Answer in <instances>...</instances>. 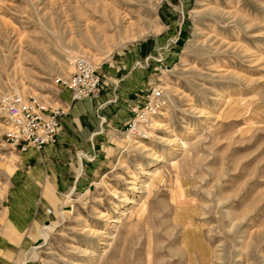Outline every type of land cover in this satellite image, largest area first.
Returning <instances> with one entry per match:
<instances>
[{
	"label": "rangeland",
	"instance_id": "374dc122",
	"mask_svg": "<svg viewBox=\"0 0 264 264\" xmlns=\"http://www.w3.org/2000/svg\"><path fill=\"white\" fill-rule=\"evenodd\" d=\"M77 57L162 114L38 209L1 100L50 103ZM0 264H264V0H0Z\"/></svg>",
	"mask_w": 264,
	"mask_h": 264
},
{
	"label": "crops",
	"instance_id": "0c3cea01",
	"mask_svg": "<svg viewBox=\"0 0 264 264\" xmlns=\"http://www.w3.org/2000/svg\"><path fill=\"white\" fill-rule=\"evenodd\" d=\"M117 71L104 67L99 71L104 84L101 93L78 102H70L69 92L59 88L50 105L67 111L60 120L57 143L18 153L29 198L38 197V209L43 204L57 206V196L76 189L105 166V144L126 122L137 92L131 77L118 76ZM42 213L40 208L36 218Z\"/></svg>",
	"mask_w": 264,
	"mask_h": 264
},
{
	"label": "built area",
	"instance_id": "2783aa9c",
	"mask_svg": "<svg viewBox=\"0 0 264 264\" xmlns=\"http://www.w3.org/2000/svg\"><path fill=\"white\" fill-rule=\"evenodd\" d=\"M72 73L66 79H57L59 88L69 92L70 102L95 97L102 91L99 66L85 57L75 58ZM161 93L153 90L142 104L129 107L125 131L142 139L147 135L161 113ZM5 117L4 140L18 153L32 149L40 151L46 146L55 145L60 132V120L67 108L53 107L33 95L14 92L2 97ZM51 214V210L46 211Z\"/></svg>",
	"mask_w": 264,
	"mask_h": 264
},
{
	"label": "bare ground",
	"instance_id": "6f19581e",
	"mask_svg": "<svg viewBox=\"0 0 264 264\" xmlns=\"http://www.w3.org/2000/svg\"><path fill=\"white\" fill-rule=\"evenodd\" d=\"M161 114H162V113H160V115H161ZM155 124H157V122H155ZM198 249H199V251H200V253H201V255H202V262L205 263V261H206V256H205V254H206V249H205L204 246H202L201 243L199 244Z\"/></svg>",
	"mask_w": 264,
	"mask_h": 264
}]
</instances>
